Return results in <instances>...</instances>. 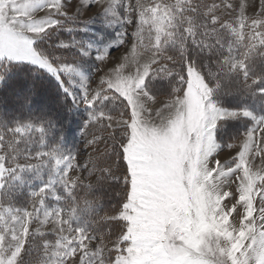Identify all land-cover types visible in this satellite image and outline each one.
I'll use <instances>...</instances> for the list:
<instances>
[{
  "label": "snow or ice",
  "instance_id": "snow-or-ice-1",
  "mask_svg": "<svg viewBox=\"0 0 264 264\" xmlns=\"http://www.w3.org/2000/svg\"><path fill=\"white\" fill-rule=\"evenodd\" d=\"M93 5L115 39H62L97 22L74 26ZM249 7L82 0L69 15L62 0H0V90L14 65L52 77L69 112L87 111L91 149L80 160L52 138L53 121L0 115V264H264V169L251 159L264 156V0L257 15ZM237 8L235 19L221 15ZM93 59L109 69L95 88ZM36 91L16 96L21 109ZM233 121L252 126L221 145ZM120 183L118 204L105 209L104 186ZM25 190L32 210L14 202Z\"/></svg>",
  "mask_w": 264,
  "mask_h": 264
},
{
  "label": "trees",
  "instance_id": "trees-1",
  "mask_svg": "<svg viewBox=\"0 0 264 264\" xmlns=\"http://www.w3.org/2000/svg\"><path fill=\"white\" fill-rule=\"evenodd\" d=\"M221 0H216L220 2ZM70 35L62 34L61 38L70 41ZM69 63H71V57L68 56ZM35 69L33 66L27 64L14 65L11 73L8 76L7 86L0 90V115H2L7 121L11 122L16 119H25L28 117H43L53 121L54 127L52 130V138L60 139L62 137L60 146L63 150L69 152H76L80 143L79 132L83 130V125L86 121L84 112L74 109L71 112L68 108L71 107V101L66 100L63 97V93L59 89V85L54 79L47 74H34ZM35 87L37 89L36 94L32 97V103L27 109H21L20 100L16 99L17 95L23 96L28 89ZM153 88L163 91V95L167 94L168 87L164 81L154 82ZM63 105H67L64 107ZM116 110L113 111V114ZM244 126V127H243ZM241 135L247 127L251 124H243ZM118 129V128H115ZM238 137V136H237ZM235 137V138H237ZM119 138V137H118ZM219 142L223 145L233 141L235 138L226 140L222 138L220 134L217 136ZM38 147V146H36ZM35 150V148L33 149ZM39 182H35L33 185L37 187ZM123 184L119 185H105L103 188L104 207L105 209H111L118 204L122 195ZM97 191L93 193V196L99 195ZM27 196V190L24 193L17 195L15 203L17 206H25ZM91 198V197H89Z\"/></svg>",
  "mask_w": 264,
  "mask_h": 264
},
{
  "label": "rangeland",
  "instance_id": "rangeland-1",
  "mask_svg": "<svg viewBox=\"0 0 264 264\" xmlns=\"http://www.w3.org/2000/svg\"><path fill=\"white\" fill-rule=\"evenodd\" d=\"M62 2L65 3L66 8L69 12V15H77V7L82 3V0H71V2H69V0H62ZM129 2V0H125V3L127 4ZM131 2L133 4L136 3V0H131ZM143 2H148V0H143ZM174 2V0H173ZM246 2L250 5L249 9L246 12V15L248 16H254L257 15L260 11V0H246ZM221 3L218 2V4ZM227 3H231L233 5H238L240 3V0H227ZM102 11V9L100 8L99 5H93L92 7V11H82L80 12V14L77 16V24L74 25L75 27H81L83 25V23L85 21H91L93 20V18H96V13ZM238 14V8L236 10V13H231L230 14V10L227 11H222L221 15L226 16L229 19H235L236 15ZM39 15L43 16L44 13H40ZM97 22L96 23H90L89 24V28L86 32H77L75 34H68V33H64V35H70L71 37L69 38L70 40L72 39L73 35H75V38L80 39L82 41L85 42H92L94 45L96 46H100L101 43V38H103V41H111L115 39V32L111 29H105L103 27V24L100 23L99 18H96ZM129 32L132 31L131 27H129L128 29ZM115 51V49H113V52ZM126 54L125 48H121L119 51L115 52L113 54V56L110 58L111 60H115L117 57H121L123 55ZM71 57V62H72V56L69 55ZM108 63V62H105ZM87 64V70L89 72V74H92V79L94 81V83L91 85L92 88L96 87V84L98 83L99 77L101 75H104L106 71H108L109 69L105 67V64H101L98 61L93 60H88L86 62ZM29 65V64H27ZM32 66V65H30ZM100 69V71H96V69ZM55 81V79H54ZM56 82V81H55ZM57 83V82H56ZM153 91L157 94V95H161L164 96L162 93L163 91H160V89H155L153 88ZM162 92V93H161ZM78 110L84 112L86 120L88 119V114L87 111L83 108V106H81V108H79ZM114 115V121H113V128H119V125L115 123L116 120L120 119L119 116V112L118 110L115 111ZM127 118V117H124ZM244 123H241L239 121H233L230 122L227 127L225 129H222L218 132V134L221 135L222 138H225L226 140H228L231 138H235L237 136H239V133L242 131L240 128H242ZM252 126V125H251ZM250 126V127H251ZM244 127V126H243ZM240 129V132H239ZM247 130V129H246ZM245 130V131H246ZM111 131V129H110ZM244 131V132H245ZM244 132L240 135L241 137L243 136ZM259 133H257V139L259 141ZM87 138L90 137H84L81 135V133L79 132V145L77 147V151L75 153L78 154V158L80 160H84L87 157V154L91 151V149H89L85 143V140ZM222 145V144H221ZM101 147H103V145H100ZM260 147H264V142L260 143ZM225 151H228L227 149ZM233 152V155L235 154V149L231 150ZM74 153V152H73ZM136 157H134L135 159ZM221 159V162H223V160L226 158L224 156L219 157ZM228 159H230V157H227ZM252 159V163H253V167L254 170L256 169H264V156H255ZM87 183V182H85ZM235 184L232 185V188H235ZM59 187V186H58ZM80 196L84 197L86 195V193L84 191H80ZM49 205H55V201H52L51 199H49L48 201ZM27 207L29 210L31 209V201L30 198L28 197V195L26 196V202H25V206ZM81 207H83V201L81 202ZM51 229V224L48 226V229H45L46 231H50ZM118 234V233H116ZM109 250H111V244H109ZM107 254V253H106Z\"/></svg>",
  "mask_w": 264,
  "mask_h": 264
}]
</instances>
